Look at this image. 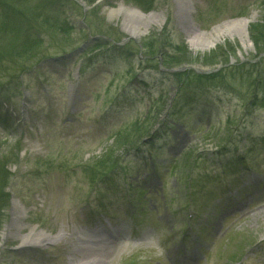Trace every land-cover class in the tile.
I'll list each match as a JSON object with an SVG mask.
<instances>
[{
    "label": "rangeland",
    "instance_id": "obj_1",
    "mask_svg": "<svg viewBox=\"0 0 264 264\" xmlns=\"http://www.w3.org/2000/svg\"><path fill=\"white\" fill-rule=\"evenodd\" d=\"M46 1L45 12L36 9L22 23L41 38L29 42L36 50L0 64V182L11 195L0 224V264H79L94 258L98 264H264V110L243 112L231 140L226 115L237 95L230 92L221 101L222 90L193 83L178 97L196 106L195 113L190 105L169 111L177 89L161 94V85H168L164 75L138 71L162 70L161 53L182 45L192 61L175 70L225 66L212 82L243 94L246 68L240 75L220 60H257L249 28L264 23V0H187V8L177 0ZM124 8L157 15L158 21L134 36L124 28ZM47 16L60 26L52 28ZM242 17H252L249 47L236 34L203 50L191 44L197 32ZM98 35L107 46L120 47H108L116 54L103 50L102 59L92 63L84 57L107 46L96 50L101 43L84 39ZM0 41L2 50L11 39ZM42 54L62 56L47 61ZM173 56L185 57L184 51ZM194 58L218 61L203 65ZM261 65L264 74V59ZM173 112L178 115H168ZM240 113L235 108L230 120ZM135 121L138 130L158 131L152 156L160 167L153 166L144 145L139 151L120 148L133 137L125 133ZM232 157L251 162L250 171L243 172L246 162L238 161L225 173L218 164ZM108 224L114 230L101 233ZM4 228L8 234L2 238ZM41 233L36 247L12 252Z\"/></svg>",
    "mask_w": 264,
    "mask_h": 264
},
{
    "label": "trees",
    "instance_id": "obj_2",
    "mask_svg": "<svg viewBox=\"0 0 264 264\" xmlns=\"http://www.w3.org/2000/svg\"><path fill=\"white\" fill-rule=\"evenodd\" d=\"M51 1H52L51 3L53 4H58L59 2H60L59 4H61L65 0H51ZM135 1L138 3H141V0H135ZM35 3H37V5ZM48 3L47 1L45 2V0H0V39L2 38L3 40L5 38L11 39L10 44L7 46L4 45V48L0 50V53L2 54V55L0 54L1 55L0 64L5 63L6 60L9 59L11 56H13L14 58H20L22 56H26L27 58L30 57L28 56L30 49L32 50L33 48L34 49L36 48V46L35 47L32 46L34 44L29 45L30 40L31 41L37 40L38 42L39 40H41V38H38L36 35L29 34L28 31H26L27 29H23L22 23L24 22L25 19L30 17L36 11V9H40L42 10V12L43 11L45 12L48 6ZM39 4H40V7H39ZM45 21H47V23L51 25L52 28L54 27V25L58 27L60 26L59 21L55 18L51 19L50 16H47ZM61 22L64 26L68 25L65 23V20ZM63 30H66V32H68L67 29H63ZM249 36H250V39L256 51L263 52L264 51V23L263 21L250 25ZM173 45L174 44H170V46H173ZM181 46L178 47L176 45L172 53H163V52L161 53L162 54L161 64L165 69L175 68L183 63H190L192 61L191 57L188 56L190 55V52H188L187 50H185L184 47H181ZM95 47L97 48L98 45ZM176 51H184L185 57L173 56L176 53ZM153 52H156V51H151L149 53H153ZM223 53L224 55H226L225 51H221V54ZM40 56L44 58L49 57L45 54H42ZM193 60L195 62L198 61V59H195V58ZM226 60L227 59L224 58V59H221L220 61L226 62ZM217 61L218 60L212 61L209 58H205L204 61H200V62L203 65H207V64L211 65V64H215ZM249 65H250L249 63H246L245 66L236 65L230 68V69H233L234 72H236L240 68L247 66L246 75H244L241 79L242 85L246 86L243 94H242V91H240V89L238 88L234 89V88H228L227 86L226 87L231 92L233 91L232 93L234 95H237L238 97H240L241 102L245 103L244 104L245 109L248 110L250 113H252L255 109L264 108V74L262 72L261 66H256L254 68V67H249ZM24 71L26 70L22 69L21 73ZM162 73L168 79V82H169L168 85H173L176 88L182 86L181 89H184L186 85L193 84V83L197 85H206V84H209L210 81H213L218 77L217 74L198 75L191 71H184V72L164 71ZM252 78L254 79L253 81L251 80ZM221 86L225 87V85H221ZM1 95L2 94H0V96ZM183 95H185V93H183ZM248 97L251 99L249 102L247 101ZM189 105H192V103L190 101H186V99L184 98L183 101L179 100L178 102H174L171 109L175 110L178 106H181V108L184 109L186 106L188 107ZM174 114L178 115V112H174ZM137 126L138 124L136 122L130 125V129L132 130L131 132L125 133V135H127L126 137H128L129 134H133L132 135L133 137L127 139L126 142H123L125 144L120 145L121 149L122 148L126 149L129 146L135 145L138 142V140L142 139V137L146 133H148V128L147 129L140 128V130H138ZM118 136H121V133H118ZM125 146L127 147L125 148ZM101 167H104V164H102ZM1 172L2 170L0 169V175H1ZM6 186L7 185L5 181L3 183L0 182V223L3 220L4 210L7 207L8 200H9V195L5 190Z\"/></svg>",
    "mask_w": 264,
    "mask_h": 264
},
{
    "label": "bare ground",
    "instance_id": "obj_3",
    "mask_svg": "<svg viewBox=\"0 0 264 264\" xmlns=\"http://www.w3.org/2000/svg\"><path fill=\"white\" fill-rule=\"evenodd\" d=\"M177 2L183 6L186 4L187 8V0H177ZM187 2V3H186ZM123 15H124V28L126 31H128L129 34H132L134 36L142 35L147 31V29L156 23L158 21L157 15L154 14H143L138 10L135 9H122ZM253 17V16H252ZM252 17L247 18H239L234 20H228L225 21L217 26H215L211 31L209 32H197L194 37H192L191 44L196 49H207L211 47L215 42H217L221 37L224 36H234L235 34L239 36L241 39L242 45L244 48L249 47L248 37L246 33V27L248 25V22L252 19ZM200 49V50H201ZM7 228V227H6ZM7 229H5L2 232V238H5L7 235ZM42 234H38V237H34L35 241L36 239L39 240V236ZM81 240V239H80ZM86 242L88 243L89 241ZM102 242L104 240H101ZM31 243V242H29ZM90 243H94V241H90ZM106 243V242H103ZM91 248V247H90ZM94 256L97 253H93ZM99 261H97L95 258L92 261H82V263L79 264H98Z\"/></svg>",
    "mask_w": 264,
    "mask_h": 264
}]
</instances>
